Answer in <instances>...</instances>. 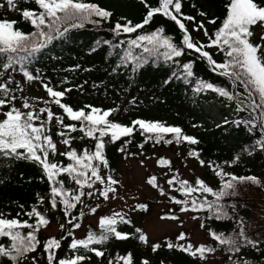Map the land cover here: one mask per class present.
<instances>
[{
  "label": "snow or ice",
  "instance_id": "snow-or-ice-1",
  "mask_svg": "<svg viewBox=\"0 0 264 264\" xmlns=\"http://www.w3.org/2000/svg\"><path fill=\"white\" fill-rule=\"evenodd\" d=\"M19 2L0 0V8L19 11L22 21L32 28L26 32L17 27V20L0 17V163L7 165V172L19 162L36 166L39 173L34 178L47 183L48 192L47 196L35 193L34 203L27 208L17 204L14 216L0 211V264H91L93 254L103 258L106 264H151L147 256L138 258L132 251L111 256L97 246L113 238L121 242L137 239L149 245L150 251L158 257L162 247L175 249L193 258L195 264H212L211 258L217 254L221 257L219 264H264V238L253 237L246 230V221L239 215L237 203L228 202L239 195L246 182L264 188V173L238 175L212 161L207 163L216 179L215 186L200 177L194 183L179 179L178 175L167 178V189L182 194V198L161 186L156 175H149L146 181L159 196L176 206V210L166 211L161 220L179 222L183 227L180 215L192 213L190 219L199 221V228L208 235L209 241L193 242L187 239L186 231H180L175 236V243L172 239H166L163 245L150 243L148 234L140 227H134L132 231L118 228L120 224H133L123 211L100 215L99 232L86 230L85 237L77 238L75 230L82 226L85 209L94 215L104 202H111L118 196L122 182L110 166L107 144L129 138L117 148L118 152L126 154V145L136 131L146 137L145 142L154 140L155 143L171 144L175 141L177 145L195 146L201 141L186 134L182 127L160 120L138 118L125 124L109 119L119 107L102 108L91 103L73 106L65 102L68 94L73 88L83 92L88 81L58 90L45 71L36 66L56 43L71 40L73 30L84 29L88 24L95 28L108 24L112 38L95 40L89 54L107 46L109 63L105 71L109 76L131 75V82H134L137 74L151 66L167 70L161 81L163 86L174 82L194 83L195 94L214 93L231 112L215 127H227L231 134L243 133L251 138L243 148L249 156L264 153V0H226L222 23L211 35L205 24H216L217 18H209V13L201 7L198 10L201 19L197 20L196 16L183 10L184 0H140L145 9L140 22H133L123 15L113 22L111 8L86 0H31L37 5L31 9L19 8ZM191 7L195 9L196 5ZM157 15L174 22L181 33L178 40L164 25L146 29ZM201 32L207 42L194 37L193 33ZM212 48L223 55L222 61L214 59L209 51ZM188 53L196 58L185 59ZM49 59L59 60L60 57L54 55ZM197 60L205 61L211 72L224 78L225 84L197 76L194 71ZM81 68V64L76 63L68 71ZM82 70L91 72L93 69ZM32 84L41 87L46 98L32 97L30 102L25 88ZM59 84H69L67 77ZM91 87L100 85L94 82ZM35 101H41L44 106L37 107ZM136 102L133 96L130 103ZM52 104L63 114H56ZM65 117L68 123H65ZM53 122L58 126L54 134L60 138L59 143L65 150H60L53 138ZM77 131L83 135L73 136L72 133ZM169 134L171 139H165ZM85 138L94 141L92 149L72 147L73 141ZM138 147L143 149L144 143ZM57 155L69 162L56 160ZM201 155L202 149L196 147L187 152L188 157L195 158L203 167L206 161ZM239 159L240 154H236L231 162L224 161V164L234 165ZM140 164L144 165V160ZM157 164L168 170L172 167L171 160L165 157H159ZM19 175L24 178L22 172ZM61 177H67L75 187H66ZM32 180L33 177H27L29 183ZM6 182L7 175L0 177V185ZM208 194L214 199H209ZM148 207L147 203H137L132 211H146ZM57 211L62 213V221L58 222L59 238L50 234L41 240V230L48 229L50 215ZM201 212L205 213L203 217L199 215ZM229 222L234 226L225 229L223 225ZM63 241H68L71 254L61 257L58 251ZM157 264H165V260L160 258Z\"/></svg>",
  "mask_w": 264,
  "mask_h": 264
},
{
  "label": "trees",
  "instance_id": "trees-1",
  "mask_svg": "<svg viewBox=\"0 0 264 264\" xmlns=\"http://www.w3.org/2000/svg\"><path fill=\"white\" fill-rule=\"evenodd\" d=\"M86 2H97L101 6L111 8L114 12L113 22L122 15L127 16V18L133 20V22H140L145 14V9L140 3V0H86ZM184 3L185 7L183 10L187 14L196 16L197 20L201 19L198 15V10L201 7L209 13V18H212L213 16L217 18L216 24H205L210 35L213 34L216 28L222 23L225 15L226 0H184ZM192 4L196 5L195 9L191 7ZM18 7L31 9L37 8V5L34 2H31V0L29 3H24L23 0H20ZM0 17L17 20L19 22L17 27L26 32L32 30L29 23L22 21L19 11L0 8ZM159 25H164L168 33L173 34L177 40L179 39L181 33L177 26H175L174 22L160 15L154 17L152 24L146 26V29L151 30ZM108 27V24H104L100 28H95L93 25L88 24L84 29L73 30L71 40L63 43H56L44 54L36 66L45 71L46 75L52 79L53 84L58 87V90L65 86H71L72 84L83 83L85 80L88 81L83 92L73 88L72 92L68 94L65 102H69L73 106H83L85 103H91L102 108L119 107V111L113 113L109 119H115L116 121L125 124H130L132 120L138 118L160 120L169 125H178L182 127L186 134L194 135L201 141L199 145L195 146L187 143L177 145L175 141L171 144H166L163 141L155 143L154 140H148L145 142L146 137L141 135L140 131H136L130 138V143L126 145V154L118 152L117 148L121 146L124 140L129 138H122L115 144H107L106 154L112 169L117 171L123 159L138 157L141 155V152L143 155L157 153L159 157H165L171 160L172 167L171 170H168L158 165L157 171L151 175H156L158 183L161 186L166 187V190L170 191L172 195H177L179 198H182V194L167 189V178H170L172 175H178L179 179H187L194 183L195 179L200 177L215 186L216 179L213 172L208 167V161L220 164L225 167L226 171H232L238 175L259 176L261 173H264V153L249 156L243 151L244 146L251 142V138L245 136L243 133L239 135L231 134V130L227 127L217 129L215 126H209L208 124L200 122L201 117L206 116L203 108L204 103H221V98L214 93L208 92L195 94L192 90L195 87L194 83L184 84L183 82H174L169 86H163L161 81L166 77L167 70L161 71L151 66L146 68L142 73L137 74L134 82H131V75L109 76L105 71V68L108 67L109 63V61L106 60V52L109 50L107 46H103L98 49L97 52L89 54V48L93 45L95 40L112 38L108 31ZM193 35L194 37L207 42L202 32L198 34L193 33ZM123 38L124 37H121V39ZM209 51L212 52L214 59L222 61L223 55L215 48L209 49ZM54 55L59 56L60 59H49L50 56ZM189 58L195 59L196 57H193L191 53H188L185 59ZM76 63H80L82 68L76 71H68V69ZM89 67L93 69L91 72H85L82 70ZM194 71L197 76L201 78L222 85L225 84L224 78L211 72L209 65L205 61L197 60ZM65 77H67L69 84L60 85V80ZM94 82L100 85V87H91ZM27 88L28 87L25 88V94H27ZM133 96L136 97L137 102L135 104L130 103ZM43 97L46 98L45 92ZM18 106H20L19 102ZM41 106H44L43 103L37 107ZM51 108L56 114H63L58 106L52 104ZM68 122L67 117H65V123ZM53 123V138L56 140L58 148L60 150H65L64 146L59 143L60 138L56 137L54 134L58 129V126H55V122ZM193 124H196L197 127L193 128ZM72 135L79 137L83 134L77 131L72 133ZM165 139H171V135L169 134ZM141 143H144L143 149L138 147ZM84 146L92 149L94 147V141L85 138L83 140L77 139L72 143V147L78 150L82 149ZM193 147L202 149L201 158L205 159L206 164L203 166V173L201 176L184 178L179 173L176 162L180 159H195L187 156V152ZM167 151L175 153L177 156L176 159L173 160L166 156L165 153ZM132 153H135L136 155H132ZM236 154H240V159L236 164H224V161L231 162ZM55 159L63 161L65 164L69 162L66 158L60 157L59 155H57ZM21 172L24 174L23 179L19 175ZM38 173L39 170L36 166L25 162L14 164L10 172H7L6 164L0 163V177L7 175L8 180L5 184L0 185V211L11 213L14 216L18 210L16 206L17 204H24L27 208L34 203L36 199L35 193L39 192L42 195L47 196V183H41L34 178ZM29 176L33 177V180L30 183L27 181V177ZM61 178L65 180L66 187H75L74 182L69 181L67 177ZM246 183L255 186L251 184V182ZM147 185L153 189L148 183ZM155 192L157 194L156 197L142 202L149 205L148 209L146 211H137L141 220H143L156 205L164 204L161 216L170 208L176 210L175 205L171 204L165 197L159 196L157 190H155ZM208 195L209 199H214L210 194ZM233 201L238 205L239 215L246 221V230L249 231L253 237L264 238V205L260 208L253 203L251 204L249 200L244 199L241 196L234 197L228 202L231 203ZM177 214L180 215L178 211ZM199 215L203 217L205 213L201 212ZM91 216H93V214L88 213L87 209H85V217L83 218L82 226L80 229L75 230V236L77 238H83L86 236V231L81 234V229L87 219ZM126 218H131L133 224H120L118 225L119 229L127 231L134 230V227H140L142 229L140 224L132 217L126 216ZM50 220L51 223L58 224V222L62 221V213L57 211L55 214L50 215ZM233 226L234 224L231 222L223 225L225 229H231ZM86 230H92L98 233L99 225L89 223ZM59 231L57 234H54L57 235L58 238ZM45 233V230H41V240L48 236ZM177 234L167 235L163 237L161 241H151L149 239V242H160L163 245L166 239H172L175 243V236ZM187 239H190L188 233ZM209 239L210 238L206 234L205 241H209ZM67 243L68 241L62 242V248L58 251L59 256L63 257L71 254L67 248ZM97 246L105 250L106 254L110 253L111 256L117 254L123 255L126 251H132L138 258L147 256L150 259L151 264H157V261L160 258L165 260V264H195L193 258L175 249L168 250L162 247L158 257L156 253L150 251L149 245H145L133 238H130L126 242L117 241L113 238L107 241L104 245ZM219 258L221 260L220 255ZM253 258L258 259V257ZM91 264H106V261H103V258L95 257L93 254Z\"/></svg>",
  "mask_w": 264,
  "mask_h": 264
},
{
  "label": "rangeland",
  "instance_id": "rangeland-1",
  "mask_svg": "<svg viewBox=\"0 0 264 264\" xmlns=\"http://www.w3.org/2000/svg\"><path fill=\"white\" fill-rule=\"evenodd\" d=\"M27 94L30 97H43L44 91L36 84H32L27 88ZM36 106L40 105L41 101H35ZM205 115L201 117L200 122L213 126L221 122L222 117H229L231 112L222 103L207 102L203 104ZM166 156L171 159H176L175 153L167 151ZM158 154H145L138 157H131L123 159L115 176L121 180V186L118 191V196L111 202H104L101 209H98L96 215L89 217L81 229V234L87 229V225L92 223L98 224V218L103 214H111V212L123 211L126 216L132 217L136 220L142 229L148 234L151 241H161L167 235H175L178 232L185 230L193 242L206 240V233L199 228V221L190 219L192 213L181 215V220L184 221L183 227L179 222L171 220H161V211L164 204L156 205L151 212L141 220L137 211H132V208L137 203H142L148 199L157 196L155 190L147 185V177L157 171ZM144 160V165L140 161ZM179 173L184 178H193L201 176L203 167H201L196 159H180L176 162ZM244 199L249 200L252 204L262 208L264 205V188L256 187L246 183L240 188L239 195ZM257 217V216H256ZM59 231L57 223H51L45 231L46 235L57 234ZM220 258L217 254L211 258L212 264H219Z\"/></svg>",
  "mask_w": 264,
  "mask_h": 264
}]
</instances>
